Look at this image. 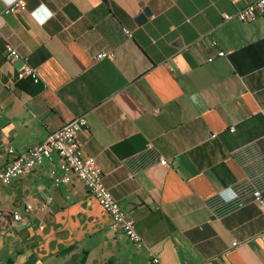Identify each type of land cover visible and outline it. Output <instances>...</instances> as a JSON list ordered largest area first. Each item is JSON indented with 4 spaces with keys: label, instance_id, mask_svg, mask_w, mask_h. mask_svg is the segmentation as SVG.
Segmentation results:
<instances>
[{
    "label": "crops",
    "instance_id": "1",
    "mask_svg": "<svg viewBox=\"0 0 264 264\" xmlns=\"http://www.w3.org/2000/svg\"><path fill=\"white\" fill-rule=\"evenodd\" d=\"M24 1L0 0V169L6 146L85 116L83 152L144 246L81 179L54 183L53 153L0 181V264H155L150 251L157 264H264V13L224 17L252 0ZM25 63L39 82L18 76Z\"/></svg>",
    "mask_w": 264,
    "mask_h": 264
},
{
    "label": "built area",
    "instance_id": "2",
    "mask_svg": "<svg viewBox=\"0 0 264 264\" xmlns=\"http://www.w3.org/2000/svg\"><path fill=\"white\" fill-rule=\"evenodd\" d=\"M239 1V0H234ZM24 0H14L8 4L7 9L14 11L17 7L24 6ZM264 13V0H252L244 6L238 8L236 13H224L226 19L238 17L244 22L255 20L259 15ZM216 43V41H213ZM7 58L10 61L21 58L20 50L12 43L7 44ZM225 51L220 50L219 55H224ZM107 55L102 52L100 56ZM214 57H209V61ZM18 76L20 78L31 77L34 81H40L39 69L29 63L20 67ZM88 120L85 116H77L65 123L62 127L53 131L45 140L35 144L22 152L17 151L13 145L6 146L11 156L10 161L0 169V181L10 184L16 177L24 175L28 170L35 168L44 162L46 158L57 153L60 157L59 168L53 167L51 175L56 185L61 183H70L75 177L81 179L87 190L94 194L99 202L109 211L112 217V228L121 230L135 243L139 248L144 246V240L138 232L135 220L127 213L120 204L113 192L104 182L102 169L98 166L94 155H86L83 152L79 139V133L86 128ZM162 162L168 161L163 159ZM256 200L264 208V194L260 189L254 191ZM14 218H21V213L17 210L14 212ZM151 262L157 264L160 258L150 251Z\"/></svg>",
    "mask_w": 264,
    "mask_h": 264
},
{
    "label": "water",
    "instance_id": "3",
    "mask_svg": "<svg viewBox=\"0 0 264 264\" xmlns=\"http://www.w3.org/2000/svg\"><path fill=\"white\" fill-rule=\"evenodd\" d=\"M147 14H149L148 9H146L144 13H141L138 16V20H144V18L146 17Z\"/></svg>",
    "mask_w": 264,
    "mask_h": 264
},
{
    "label": "clouds",
    "instance_id": "4",
    "mask_svg": "<svg viewBox=\"0 0 264 264\" xmlns=\"http://www.w3.org/2000/svg\"><path fill=\"white\" fill-rule=\"evenodd\" d=\"M13 2H14V0H6V3H8L9 5L12 4ZM33 15L36 16L35 13ZM51 15L52 14L49 12L48 16L51 17ZM40 23H44V21H40Z\"/></svg>",
    "mask_w": 264,
    "mask_h": 264
}]
</instances>
